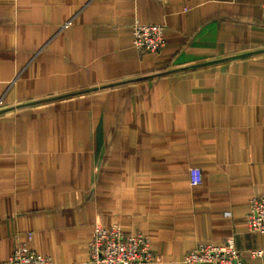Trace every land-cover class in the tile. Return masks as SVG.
Wrapping results in <instances>:
<instances>
[{
    "label": "crops",
    "instance_id": "obj_1",
    "mask_svg": "<svg viewBox=\"0 0 264 264\" xmlns=\"http://www.w3.org/2000/svg\"><path fill=\"white\" fill-rule=\"evenodd\" d=\"M0 99V264L20 240L93 264L96 223L146 234L149 264L229 237L263 264L264 0H0Z\"/></svg>",
    "mask_w": 264,
    "mask_h": 264
},
{
    "label": "built area",
    "instance_id": "obj_2",
    "mask_svg": "<svg viewBox=\"0 0 264 264\" xmlns=\"http://www.w3.org/2000/svg\"><path fill=\"white\" fill-rule=\"evenodd\" d=\"M70 21L65 23L67 26ZM133 44L140 52H160L166 45L164 26L135 22ZM3 101L0 99V112ZM192 182H201V170H193ZM248 228L252 232L264 233V196H253L248 211ZM250 254L262 260L264 248L252 249ZM90 261L93 264H149L156 261L150 238L142 233H126L119 224L104 226L96 223L89 245ZM6 264H54L51 256H44L32 249L27 242L18 241L10 260ZM183 264H246L241 257L234 237L223 244L199 243L185 256Z\"/></svg>",
    "mask_w": 264,
    "mask_h": 264
}]
</instances>
